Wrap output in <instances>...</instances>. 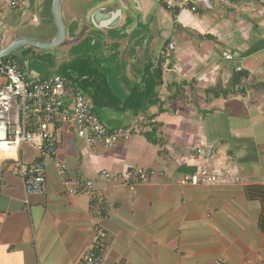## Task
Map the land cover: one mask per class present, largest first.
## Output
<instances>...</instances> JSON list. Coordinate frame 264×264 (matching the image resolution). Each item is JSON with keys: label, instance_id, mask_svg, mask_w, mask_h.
Wrapping results in <instances>:
<instances>
[{"label": "crops", "instance_id": "0c3cea01", "mask_svg": "<svg viewBox=\"0 0 264 264\" xmlns=\"http://www.w3.org/2000/svg\"><path fill=\"white\" fill-rule=\"evenodd\" d=\"M52 1L0 0V49L20 39L52 41ZM195 1L62 0V44L12 53L28 76L45 79L80 56L71 52L88 41L98 78L85 91L66 78L69 87L86 97L104 126L131 136L111 149L91 148L70 123L57 128L56 158L69 177L92 182L104 200L101 221L88 197L64 193L50 158L27 145L0 148V264H77L95 223L106 232L102 264H264V0H208L209 9ZM98 8L123 10L119 21H105L115 28L90 23ZM169 43L174 50L162 58ZM149 76L150 98L137 111L125 108ZM61 101L70 112L71 91ZM14 160L43 164V195L25 194L21 178L8 170ZM133 170L151 175L145 183L117 177ZM210 173L246 183L176 184L185 174Z\"/></svg>", "mask_w": 264, "mask_h": 264}, {"label": "built area", "instance_id": "2783aa9c", "mask_svg": "<svg viewBox=\"0 0 264 264\" xmlns=\"http://www.w3.org/2000/svg\"><path fill=\"white\" fill-rule=\"evenodd\" d=\"M209 9L208 0H196ZM11 2L10 6H15ZM166 9L170 10L168 7ZM173 10V15L176 12ZM173 16V17H174ZM175 22V19L173 20ZM174 44L165 46L162 58L170 55ZM224 60H231V55L222 53ZM71 91L72 104L70 112L63 110L61 98ZM70 123L76 139L84 141L89 147L101 146L104 149L113 148L120 140H128L130 130L117 127L109 129L95 116L86 97L77 89L69 87L68 80L60 75H52L45 79L28 76L24 66L15 58L0 60V148L16 149L27 145L35 150L40 157L50 158L52 166L64 193L70 196H86L92 209H97L96 218L106 219L103 198L94 191L91 181L80 177H69L66 166L57 158V128ZM149 123H152L150 121ZM8 170L18 175L27 195H43L46 192L44 166L41 162L24 165L14 160L8 165ZM148 171L133 170L119 174L123 182L136 181L145 183ZM109 180V174L102 172ZM246 180L234 175L219 173L185 174L176 182L178 186H233L244 185ZM106 232L95 223L91 229V237L87 249L82 253L77 264H102L105 251ZM213 264H227L224 260H215Z\"/></svg>", "mask_w": 264, "mask_h": 264}, {"label": "trees", "instance_id": "16d2710c", "mask_svg": "<svg viewBox=\"0 0 264 264\" xmlns=\"http://www.w3.org/2000/svg\"><path fill=\"white\" fill-rule=\"evenodd\" d=\"M174 11L176 12V10ZM87 43L88 41L85 42L84 46L79 47L77 50L71 52L72 55L80 54V56H77L76 59L68 62L65 65L60 66L58 70V75L67 78L69 81L75 84L77 83V85L81 88L82 91L92 89L95 84V79L98 78L94 65L92 64V62L90 61V57L88 56L91 49L86 46ZM48 63H51L50 59ZM240 77L241 75L239 74L235 76V79L233 80L234 85H236ZM92 78V82H89L88 80ZM154 85L155 84L153 82V77L149 76L147 79H145L142 89H135L131 91L128 98L124 101L123 106L129 110H139L142 107L143 103L150 98ZM90 98L94 104L97 103L98 99L94 95H91ZM116 104L117 102L113 105ZM153 135L154 130L151 132L150 135H147L148 140L153 141Z\"/></svg>", "mask_w": 264, "mask_h": 264}, {"label": "water", "instance_id": "95a60500", "mask_svg": "<svg viewBox=\"0 0 264 264\" xmlns=\"http://www.w3.org/2000/svg\"><path fill=\"white\" fill-rule=\"evenodd\" d=\"M61 2L62 0L52 1L51 12H52L53 22L56 27V36L52 41L46 43L29 40V39H20L14 41L4 49H0V60L3 58L11 57L13 52L23 47H32L38 50H51L61 45L65 37V29L59 12ZM122 11L123 10L120 8L116 10V12H111L110 14L108 13L103 14L102 9L98 8L91 14L92 16L90 18V23L96 28L101 27L104 29H113L115 28V25L112 24L106 25L107 23H105V21L111 19L116 21L117 17L119 21L120 13Z\"/></svg>", "mask_w": 264, "mask_h": 264}]
</instances>
